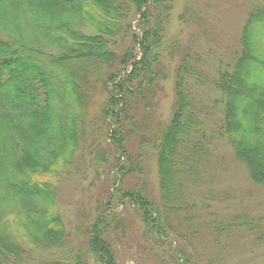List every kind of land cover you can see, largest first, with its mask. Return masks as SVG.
<instances>
[{
    "label": "trees",
    "instance_id": "trees-1",
    "mask_svg": "<svg viewBox=\"0 0 264 264\" xmlns=\"http://www.w3.org/2000/svg\"><path fill=\"white\" fill-rule=\"evenodd\" d=\"M173 4L0 0V264H117L119 207L169 253L160 264H201L178 245L199 226L264 237L246 215L211 211L210 194L198 192L219 140L264 187V0L247 13L231 62L218 60L211 73L192 40L168 34ZM139 15L141 34L131 25ZM171 73L163 118L161 82ZM86 156L94 176L100 168L107 178L68 228L53 186L69 161L83 176ZM153 158L158 195L145 179ZM34 250L51 257L35 262Z\"/></svg>",
    "mask_w": 264,
    "mask_h": 264
},
{
    "label": "rangeland",
    "instance_id": "rangeland-1",
    "mask_svg": "<svg viewBox=\"0 0 264 264\" xmlns=\"http://www.w3.org/2000/svg\"><path fill=\"white\" fill-rule=\"evenodd\" d=\"M259 2L260 0H174L168 34L179 37L184 44L192 40L196 50L205 56L208 55L204 66L208 69L206 71L211 73L218 60L228 62L230 53L237 50L246 15L252 6ZM187 8H194L190 15L186 12ZM182 15L185 17L184 21L180 20ZM140 16H135L131 21L138 34H141V29L136 26ZM189 21L193 23H187ZM161 84L165 92L159 113L163 118H168L174 101L173 74ZM215 151L213 160L201 171L198 192L201 196L203 193L210 194L202 197L206 198L211 211L223 214L228 220L229 215H246L264 232V187L249 178L244 165L233 157L224 140L217 142ZM85 158L81 168L83 176L73 171L72 160L66 166L69 174L59 178L57 185L53 186L57 187V207L68 228L78 226L79 214L84 205L90 202L88 196L94 193V190L96 192L107 178L105 171L100 168L99 175L94 176L89 167V159L87 156ZM92 178H95L94 186H90L91 189L88 190L87 184ZM145 179L153 195H158L157 166L154 158L147 163ZM118 211L124 223L125 233L119 232V237H113L117 245V264H160V254H169L163 245L154 237L145 239L143 226L133 210L119 207ZM236 230L238 229L217 235L199 226L198 233L190 242L186 243L180 239L178 245L183 244L189 254L186 256L201 264H205L209 259H216L217 264H264V237L259 240L255 235H250V232ZM33 252L36 254L33 258L35 262L51 257L50 252ZM88 261L92 264L90 259ZM168 261L172 264L169 258Z\"/></svg>",
    "mask_w": 264,
    "mask_h": 264
}]
</instances>
